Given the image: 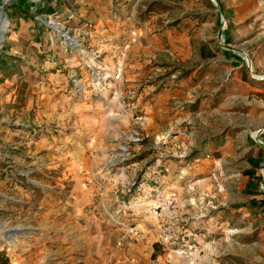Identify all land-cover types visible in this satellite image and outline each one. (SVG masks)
<instances>
[{"label": "rangeland", "instance_id": "374dc122", "mask_svg": "<svg viewBox=\"0 0 264 264\" xmlns=\"http://www.w3.org/2000/svg\"><path fill=\"white\" fill-rule=\"evenodd\" d=\"M22 1L0 237L54 232L71 258L60 224L89 221L107 264H264V0Z\"/></svg>", "mask_w": 264, "mask_h": 264}, {"label": "crops", "instance_id": "0c3cea01", "mask_svg": "<svg viewBox=\"0 0 264 264\" xmlns=\"http://www.w3.org/2000/svg\"><path fill=\"white\" fill-rule=\"evenodd\" d=\"M260 153L258 152L256 155ZM0 179L9 181V174L2 172ZM14 179L17 181L16 178ZM12 223L15 224V222ZM26 223L23 222V227ZM31 223L35 224V222ZM36 225L42 227L40 222H37ZM60 227V232L67 235L65 241L70 239L71 243L76 246V257H71V255L69 258L68 254L57 253L61 240H57V242L51 240L55 233L48 234L44 231L40 234V238L20 234L16 235L14 240L6 241L0 237V264H95L94 262L98 261L97 264H107L109 257L106 246L104 249L102 244H96L95 248L96 242L93 239L95 222H61ZM80 238L85 241V244L88 243V247L83 246Z\"/></svg>", "mask_w": 264, "mask_h": 264}, {"label": "bare ground", "instance_id": "6f19581e", "mask_svg": "<svg viewBox=\"0 0 264 264\" xmlns=\"http://www.w3.org/2000/svg\"><path fill=\"white\" fill-rule=\"evenodd\" d=\"M17 1H19V0H4V1H3V4L0 5V21L5 20V18L1 15L2 8H3L4 6H6L7 4H10V3H13V2H17ZM25 1L28 2V1H30V0H23V1H22V2H23V4H22L23 6H24V4H26ZM29 4H30V3H29ZM5 23H6V21H5Z\"/></svg>", "mask_w": 264, "mask_h": 264}, {"label": "water", "instance_id": "95a60500", "mask_svg": "<svg viewBox=\"0 0 264 264\" xmlns=\"http://www.w3.org/2000/svg\"><path fill=\"white\" fill-rule=\"evenodd\" d=\"M215 3V2H214ZM216 5H218L217 1L215 3ZM6 11H5V7L2 8V12H1V15L4 17L6 14Z\"/></svg>", "mask_w": 264, "mask_h": 264}, {"label": "built area", "instance_id": "2783aa9c", "mask_svg": "<svg viewBox=\"0 0 264 264\" xmlns=\"http://www.w3.org/2000/svg\"><path fill=\"white\" fill-rule=\"evenodd\" d=\"M121 75H122V72L120 71V72L118 73V75H117V78H120Z\"/></svg>", "mask_w": 264, "mask_h": 264}]
</instances>
